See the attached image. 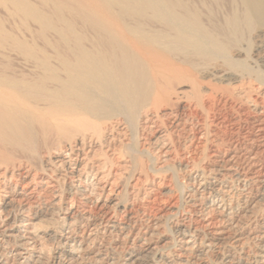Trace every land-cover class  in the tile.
I'll list each match as a JSON object with an SVG mask.
<instances>
[{"label":"bare ground","instance_id":"obj_1","mask_svg":"<svg viewBox=\"0 0 264 264\" xmlns=\"http://www.w3.org/2000/svg\"><path fill=\"white\" fill-rule=\"evenodd\" d=\"M13 53L14 64L3 61ZM257 61L263 75L253 70ZM201 78L229 86L227 99L264 109V0H0V264H110L100 230L125 247L121 264H207L209 256L264 264V221L241 227L257 191L238 203L235 186L264 187L251 152L264 137L252 138L242 158L217 150L202 165L184 164L186 201L201 208L195 223L174 221L172 203L149 225L117 219L131 210L111 178V142L125 138L134 119L151 126L171 114L175 101L201 109L207 93L216 96ZM257 126L263 131L264 120ZM152 142L169 152L160 136ZM130 147L122 157L117 151L123 167ZM74 195L93 211L76 208ZM49 218L58 230L42 224ZM166 222L178 236L171 256ZM44 239L59 244L54 256L43 253Z\"/></svg>","mask_w":264,"mask_h":264},{"label":"rangeland","instance_id":"obj_2","mask_svg":"<svg viewBox=\"0 0 264 264\" xmlns=\"http://www.w3.org/2000/svg\"><path fill=\"white\" fill-rule=\"evenodd\" d=\"M250 48H249L250 50L248 51V53L252 51L254 46L253 47L251 46ZM10 56H9L10 60L9 59L5 60L3 58V61L8 60L9 63L12 62V64H14L19 57L18 55L17 57L16 54L14 53ZM12 56L13 57L16 56L17 58L13 59ZM11 59H13V61ZM253 65L254 64H252V66ZM262 69L263 67L260 61H257L256 65L253 66V70L255 71V74L257 75L260 73L263 75V73L260 72V70ZM207 78H212V77H207ZM207 78L200 79L201 88L203 90H207L208 88L205 86L210 85L214 89V92H212L213 90L211 92L213 94L216 93V96H214L212 93H210V91H208L214 97L211 95L208 96L207 95L208 93H207L206 96L202 100L203 107L201 109H197L192 103L187 104V103H183L180 101L179 102L175 101L176 103H174L172 107L173 109L172 113L167 116L160 117L159 120L157 119L156 122L153 125H151L152 127L149 126L148 124H147L148 126L143 124L139 119H134L133 123H131L130 125L132 129L129 127L130 132L128 131L127 135L125 136L126 139L124 137H120V138H117V140H114L113 142H111L112 147H114L113 149L117 148L115 149L116 154L109 158L110 161L108 160V164L109 162H111L109 165L111 164L114 165V167L111 165V167H113L111 170L117 174L116 176L114 175L111 178H116L117 180L116 182L118 184V190H120L119 193L121 194L120 200L125 206L129 208L128 210H131L130 213H128L127 210L122 209L121 210L122 212L120 211L117 214V219L120 217L119 219L123 220V222L125 221L124 223L129 222V224L131 225L132 224L133 225L135 224L137 226L139 224L149 225L152 223L154 216L157 217L159 213H161L166 207H168L172 203L175 209L177 208L176 209L177 215L175 214V216L173 217L174 221H178L182 219L184 221L191 220L195 223V221H197L198 219L197 214L195 213H197L196 211L198 210L200 211L201 208L199 206H196L197 210L195 211V209H193L195 211L194 212L188 206V202L186 201V197H185L186 194L184 193L187 190L189 184L187 183L188 180H186L184 173L182 172L183 171L182 169L184 168V166L190 165L193 163L202 165L206 162H209L210 159L212 160L214 158L213 154H215L214 152L217 150L221 151V153L223 154V153H226L230 149H235L237 151V154L240 155L242 158V156L245 155V152H247V150L251 148L250 140L252 138L255 140L263 139L264 130L263 131L261 130L262 132L259 131L257 129L258 128L257 124L260 120H264L263 118L264 109L259 110L258 112H255L249 107H247L246 105L242 104L240 101H238V99L236 100L230 97H228L227 99V93L231 92L230 91L231 88H228L229 86L223 85V84H222L223 86L222 87L221 84H219L216 80L207 79ZM211 83L212 84L215 83L216 87L217 88L219 87L218 88L219 90L218 91L215 90L217 88ZM225 89L226 90L230 89V90L229 92H227ZM165 118L167 120H165ZM132 125H134V127ZM199 130L200 132H203L204 134L203 133L199 134L198 133ZM199 135L201 136V138ZM156 136H160L161 139H164V141L170 147L169 148L170 150L167 154L166 153L164 154L163 152H161V150H158L157 148L154 147V144L152 141L154 140ZM126 147H130L134 149L135 151L132 150L134 152L132 153L131 158H129L130 161L127 160L128 165L124 166L126 167L124 168L122 165L124 161L119 159L120 157L119 155L117 159L118 161H116V158H117L116 156L117 154H120L122 152V154H120L122 157V155H124L123 154L124 151H122L124 149L122 148H126ZM117 151L119 152L121 151V152L117 153ZM251 152L254 153L258 159V163L256 166L257 174L260 176L261 180H264L263 179L264 177V147L257 146L256 149H254ZM119 165L121 168L119 167ZM122 168L124 170H122ZM243 168H244L243 165L238 166L239 170H243ZM238 185L239 184L237 185L235 184V186H237V191L239 195L238 203L241 202L240 199L244 195L250 196V195H253L257 191L256 194L258 196L256 198L257 201H256L255 209H254L255 213L253 212L250 217H247L244 223H242L243 226L241 225L242 229L252 230L253 228V230H257L259 229V226L264 221L263 219L264 217V187H262L261 184L254 185V187H253V184H246V183L242 187ZM255 186H257V188ZM94 191H95V196H96L97 193H99V189L96 187V190ZM166 194L167 195L169 194L170 196H167ZM74 198L72 197L74 201V205H77L76 208H78L80 211H82L83 209H86L89 212L93 211L92 210L93 206L90 202L88 204L85 202L82 203L77 197H75V195H74ZM61 205L63 206L62 203ZM55 215H57L56 211L53 213V216H51L50 218L52 217L56 218ZM50 218L48 220L44 219V221L46 222H42V224L46 223V225L48 226L50 225L49 227H52L53 229L56 228L58 230L59 223L56 220L54 221L53 219H50ZM162 226H163L162 231L165 232V235L167 234V236L171 238V244H172V246H170L171 244H169V247L167 248L168 250L165 249L166 251H164V253L166 252L168 256H171L174 250L178 248L177 246L178 243L176 241L178 239V236L171 223L166 222ZM111 234L110 235L107 233L103 234L102 231L100 230L99 234H97L98 236L97 243H98V246H100L101 248L102 254L106 255L109 258L110 264L111 263L121 264L124 259V254H126V249L124 246L121 247L120 245H117V246L112 245L110 243V238L111 239L114 238L115 234L114 233H111ZM102 236L106 237L107 239L103 238ZM43 244H45V245H42L44 246V248L41 246L43 250L45 249L43 253H45V255L48 258L51 256H54L55 252L58 250L59 244L54 240L48 241L46 239L43 240ZM107 245L109 246L107 247ZM247 245L248 247L246 248V250L248 251L250 248L249 251H251L253 247L252 242L249 241ZM121 248L123 250H121ZM213 258L214 257L210 258V256L206 258L207 264H218L220 263L218 261H221V264L223 263L229 264L225 262L226 259L216 260L215 262V259ZM153 260L154 261L152 262V264H165V263L168 264V262H166L165 260H161L157 258H154Z\"/></svg>","mask_w":264,"mask_h":264}]
</instances>
